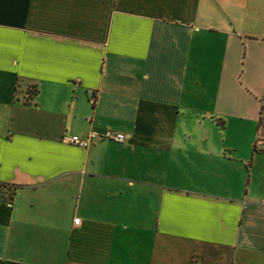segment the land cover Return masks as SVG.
<instances>
[{
    "label": "crops",
    "instance_id": "crops-1",
    "mask_svg": "<svg viewBox=\"0 0 264 264\" xmlns=\"http://www.w3.org/2000/svg\"><path fill=\"white\" fill-rule=\"evenodd\" d=\"M262 138L264 0H0V264H264Z\"/></svg>",
    "mask_w": 264,
    "mask_h": 264
},
{
    "label": "built area",
    "instance_id": "built-area-1",
    "mask_svg": "<svg viewBox=\"0 0 264 264\" xmlns=\"http://www.w3.org/2000/svg\"><path fill=\"white\" fill-rule=\"evenodd\" d=\"M92 102H96V98H92ZM112 141L115 142V144H124L128 140L126 135L121 132H115V131H105L104 133H99L97 131H92L90 134L86 136H80V135H67L65 134L62 138V141L64 143H67V145L76 146L83 148L84 150L89 149L95 141ZM255 149L259 153H264V138L259 140L257 144L255 145ZM74 223L76 225H79L80 219L75 218Z\"/></svg>",
    "mask_w": 264,
    "mask_h": 264
},
{
    "label": "trees",
    "instance_id": "trees-1",
    "mask_svg": "<svg viewBox=\"0 0 264 264\" xmlns=\"http://www.w3.org/2000/svg\"><path fill=\"white\" fill-rule=\"evenodd\" d=\"M36 88L31 89L30 92V99L32 98V96H34L36 94ZM25 104H30L29 99L25 102ZM255 151H257L254 148ZM21 189V187L18 186H10V185H2L0 184V202L1 204H10L12 202V200H14V197L17 193V191Z\"/></svg>",
    "mask_w": 264,
    "mask_h": 264
},
{
    "label": "rangeland",
    "instance_id": "rangeland-1",
    "mask_svg": "<svg viewBox=\"0 0 264 264\" xmlns=\"http://www.w3.org/2000/svg\"><path fill=\"white\" fill-rule=\"evenodd\" d=\"M205 253H207L206 255H208L211 258H216L217 256L221 255V251H218V250L212 249V248H210V249L208 248V251H206Z\"/></svg>",
    "mask_w": 264,
    "mask_h": 264
}]
</instances>
